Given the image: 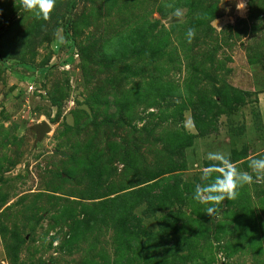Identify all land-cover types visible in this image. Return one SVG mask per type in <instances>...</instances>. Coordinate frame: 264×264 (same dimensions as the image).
<instances>
[{
	"label": "rangeland",
	"instance_id": "rangeland-1",
	"mask_svg": "<svg viewBox=\"0 0 264 264\" xmlns=\"http://www.w3.org/2000/svg\"><path fill=\"white\" fill-rule=\"evenodd\" d=\"M68 1L44 21L0 0V232L24 241L17 264H113L115 230L99 204L175 165L182 170L164 176L194 192L215 163L209 152L249 172L264 158V0L232 15L220 7L231 0H77L67 11ZM210 11L212 33L200 23ZM43 122L50 131L40 138ZM170 138L185 144L171 148ZM238 193L211 217L208 204L173 198L154 217L145 204L134 213L148 234L169 213L196 223L177 264H264V183ZM240 202L254 230L238 220ZM0 264H13L1 233Z\"/></svg>",
	"mask_w": 264,
	"mask_h": 264
},
{
	"label": "trees",
	"instance_id": "trees-1",
	"mask_svg": "<svg viewBox=\"0 0 264 264\" xmlns=\"http://www.w3.org/2000/svg\"><path fill=\"white\" fill-rule=\"evenodd\" d=\"M218 1L219 0H210L213 5ZM76 2L77 0H69L67 2V11H71ZM162 15L164 16L165 14L162 13ZM214 18L215 13H212V11L209 12V16L206 17L203 15L201 17L200 23L206 25V32L212 33L213 29L210 25V21ZM228 28L230 29L231 27L228 26ZM138 52V54L143 53L142 51ZM81 53L83 54V51H81ZM121 120V118H118V121ZM193 122L195 123L197 130L203 134L205 124L198 121L195 112L193 113ZM180 134H176V136H174V138L178 139L179 142ZM176 139H168L167 144L171 148H173L175 144L181 146L185 144L183 140L182 143H179ZM180 167L181 166L175 165L166 173H174L175 171H178ZM181 170L182 167L180 168V171ZM166 173L157 174L152 179L145 181H137L136 185L146 184L142 190L129 192L116 199L108 200L98 205L97 209L101 210L102 208L105 210L109 220H111L112 229L115 230L117 247L113 264H177L179 262H183L185 259L182 256H178V254L182 253V249L183 247L185 248L188 240H192L193 238L199 236V231L195 227L196 223H193V221L183 213H169L160 218L158 220V231L149 234L146 233L141 218L135 215L134 210L138 206L145 204L146 209L143 214L148 218L154 217L156 211L169 209L171 207V204L169 203L172 198L174 201L182 205H186L187 203L193 208L197 207L196 201L192 199L194 192L190 191L187 187L185 194H182V192L178 190V180L175 175L164 176ZM64 175V173L56 174V176L61 179H63ZM155 179L158 180L155 181L154 184H148ZM238 208L240 209L237 214L238 220L244 221L243 219L248 212L243 208L241 202L238 204ZM261 208H264V200L261 203ZM81 211L84 213L87 212L85 208ZM100 215L103 216V213ZM68 218H70L69 215ZM242 223H244V225H248L249 227L252 225V229H255L256 227L254 221H244ZM225 225L231 227L233 224ZM6 231L7 229L3 227L1 228L0 233L5 240L8 257L13 264H17L18 251L24 241L13 234L10 238V242L8 243L7 238L4 236ZM140 235L144 236L146 239L144 241H140ZM173 235L178 236L176 242L169 238ZM189 235L191 236L190 239H188ZM131 253H133V256H131ZM94 264L98 263L94 262Z\"/></svg>",
	"mask_w": 264,
	"mask_h": 264
},
{
	"label": "clouds",
	"instance_id": "clouds-1",
	"mask_svg": "<svg viewBox=\"0 0 264 264\" xmlns=\"http://www.w3.org/2000/svg\"><path fill=\"white\" fill-rule=\"evenodd\" d=\"M15 3L16 0H14ZM18 3L19 7L23 11L31 13L34 19L47 21L51 18L57 0H18ZM165 7L173 8L174 5L173 3H167ZM245 8L244 0H238L236 10L243 12ZM173 15L179 19L183 14L179 8H175ZM195 35V29L189 28L186 33L187 41L191 43ZM207 159L215 163L202 172L201 181L206 183L196 184L192 199L199 203L208 204L206 214L210 217L220 211L219 206L222 202L235 200L239 194V188L257 182L264 183V158L250 160L248 167L251 172L240 171L232 163L230 155L220 151L209 152ZM213 172H218L219 175L212 178Z\"/></svg>",
	"mask_w": 264,
	"mask_h": 264
},
{
	"label": "water",
	"instance_id": "water-1",
	"mask_svg": "<svg viewBox=\"0 0 264 264\" xmlns=\"http://www.w3.org/2000/svg\"><path fill=\"white\" fill-rule=\"evenodd\" d=\"M221 9L223 11H226V7L230 8V14L232 15L234 10L236 9V0H231L228 2H223L221 3ZM34 130L37 131L39 133V137L43 138L44 134L50 131V127L48 126V124H46L45 122L41 123V124H36L34 126Z\"/></svg>",
	"mask_w": 264,
	"mask_h": 264
}]
</instances>
